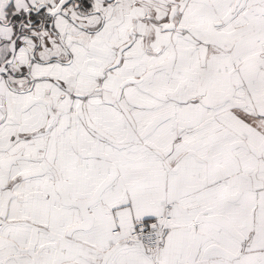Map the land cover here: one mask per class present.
Wrapping results in <instances>:
<instances>
[{"label": "snow or ice", "instance_id": "snow-or-ice-1", "mask_svg": "<svg viewBox=\"0 0 264 264\" xmlns=\"http://www.w3.org/2000/svg\"><path fill=\"white\" fill-rule=\"evenodd\" d=\"M0 264H264V0H0Z\"/></svg>", "mask_w": 264, "mask_h": 264}]
</instances>
